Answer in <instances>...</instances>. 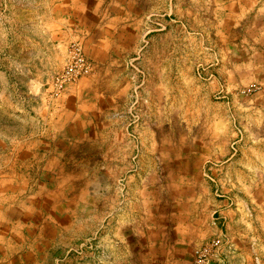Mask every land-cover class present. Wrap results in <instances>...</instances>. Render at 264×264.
I'll use <instances>...</instances> for the list:
<instances>
[{
	"label": "rangeland",
	"instance_id": "rangeland-1",
	"mask_svg": "<svg viewBox=\"0 0 264 264\" xmlns=\"http://www.w3.org/2000/svg\"><path fill=\"white\" fill-rule=\"evenodd\" d=\"M49 3L0 0V264H264L263 101L217 72L254 0H89L88 54Z\"/></svg>",
	"mask_w": 264,
	"mask_h": 264
},
{
	"label": "crops",
	"instance_id": "crops-1",
	"mask_svg": "<svg viewBox=\"0 0 264 264\" xmlns=\"http://www.w3.org/2000/svg\"><path fill=\"white\" fill-rule=\"evenodd\" d=\"M88 1L50 0L51 24L53 30L57 31L49 35L47 41L55 45L53 47L65 49L71 41L80 40L88 54L90 47L94 45L101 47V43L105 42V36H95L96 27H100L101 30L104 25L96 24L94 9L90 8ZM248 12L251 25L247 29V40L234 38L235 33H240L244 27L241 24L246 17L234 12L225 14L223 29H226L227 37L233 38L232 40L227 38L226 43L229 41L227 45L229 49L226 46L227 54L219 56L221 60V66L217 68V72H221L219 89L224 92V89L229 91L230 88L234 93L240 90L241 84L247 83L248 86L254 87V101L250 103L255 104V109L260 106L264 110V0H254ZM111 19L112 23H117L116 19ZM80 84L79 82L78 85L68 88L65 98L78 99L82 89ZM261 100L263 104L258 106Z\"/></svg>",
	"mask_w": 264,
	"mask_h": 264
},
{
	"label": "bare ground",
	"instance_id": "bare-ground-1",
	"mask_svg": "<svg viewBox=\"0 0 264 264\" xmlns=\"http://www.w3.org/2000/svg\"><path fill=\"white\" fill-rule=\"evenodd\" d=\"M82 60L80 58H77L74 62V66H72L70 69H68L63 76V79H70L73 77L74 73H77V69L81 66Z\"/></svg>",
	"mask_w": 264,
	"mask_h": 264
}]
</instances>
